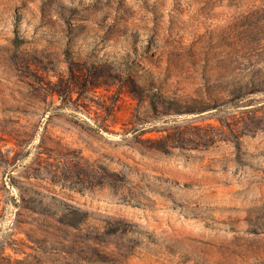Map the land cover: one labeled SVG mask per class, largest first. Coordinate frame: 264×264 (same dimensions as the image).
<instances>
[{
	"label": "rangeland",
	"instance_id": "obj_1",
	"mask_svg": "<svg viewBox=\"0 0 264 264\" xmlns=\"http://www.w3.org/2000/svg\"><path fill=\"white\" fill-rule=\"evenodd\" d=\"M0 264H264V0H0Z\"/></svg>",
	"mask_w": 264,
	"mask_h": 264
}]
</instances>
